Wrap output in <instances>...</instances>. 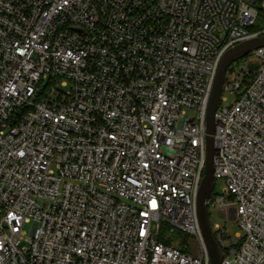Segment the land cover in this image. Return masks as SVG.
<instances>
[{"label": "built area", "instance_id": "built-area-1", "mask_svg": "<svg viewBox=\"0 0 264 264\" xmlns=\"http://www.w3.org/2000/svg\"><path fill=\"white\" fill-rule=\"evenodd\" d=\"M261 19L264 0H0V264H209L206 108L221 57L264 36ZM241 61L214 113L231 201L207 206L243 232L210 224L220 264H264V47Z\"/></svg>", "mask_w": 264, "mask_h": 264}, {"label": "water", "instance_id": "water-1", "mask_svg": "<svg viewBox=\"0 0 264 264\" xmlns=\"http://www.w3.org/2000/svg\"><path fill=\"white\" fill-rule=\"evenodd\" d=\"M263 47L264 36H257L241 42L223 54L218 63L215 79L206 108L205 165L203 178L196 196V207L199 229L209 258V264H220L223 258L222 251L211 232L207 206V202L213 193L215 185L213 177V158L216 153L213 139L215 129L214 113L220 103L222 86L228 68L233 63L246 57L252 51Z\"/></svg>", "mask_w": 264, "mask_h": 264}, {"label": "rangeland", "instance_id": "rangeland-1", "mask_svg": "<svg viewBox=\"0 0 264 264\" xmlns=\"http://www.w3.org/2000/svg\"><path fill=\"white\" fill-rule=\"evenodd\" d=\"M264 28V19H261L260 21H257L254 29H262ZM244 62L241 60L237 62V64H234V69L232 73L229 71L226 75V80L228 83L231 82L232 77L234 74L238 72L239 66L243 65ZM255 66H251V70H255ZM233 74V75H232ZM240 80V77L237 79ZM68 88L62 89V91H67ZM222 98L224 101L221 102V107H229L234 103L236 100V95L234 92L230 91H224L222 93ZM196 116V112L194 110H190L186 112V118L193 119ZM224 187L225 183L223 180L219 179L215 181L214 189L212 196H224L226 202H230L231 198H228L224 195ZM234 214H231L229 217H224L222 214H218L216 210L212 209L209 211V221L210 224H217L219 225L225 232H227V235L230 238H234L237 235H243V232L241 228L239 227ZM31 229V224H26L24 226V231L26 235L29 234ZM167 238V239H166ZM166 239V240H165ZM161 240L166 244H175L179 246L182 250L189 254L198 255L200 252L198 244L195 242L194 237L190 235H186L185 233H182L180 231H175L173 233H169L167 229L162 230L161 232ZM165 240V241H164Z\"/></svg>", "mask_w": 264, "mask_h": 264}, {"label": "trees", "instance_id": "trees-1", "mask_svg": "<svg viewBox=\"0 0 264 264\" xmlns=\"http://www.w3.org/2000/svg\"><path fill=\"white\" fill-rule=\"evenodd\" d=\"M164 230H165V228H164Z\"/></svg>", "mask_w": 264, "mask_h": 264}]
</instances>
